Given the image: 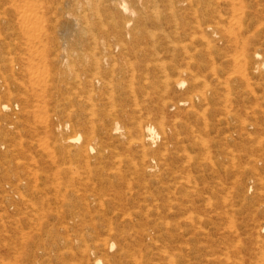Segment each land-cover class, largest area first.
Masks as SVG:
<instances>
[{"label": "bare ground", "instance_id": "bare-ground-1", "mask_svg": "<svg viewBox=\"0 0 264 264\" xmlns=\"http://www.w3.org/2000/svg\"><path fill=\"white\" fill-rule=\"evenodd\" d=\"M213 1L224 4L233 13H244V0H238V4L234 3L235 0L59 2L54 8L56 27L65 32L76 30L78 36L83 40H90V44L85 50L80 49L77 52L72 50L66 55L56 53L57 59L47 61L56 69L58 62L64 61L66 71L64 75L59 76L66 79L68 103L76 98L78 103L90 109L86 117L89 120L87 124H84L79 115L70 108L65 112L68 122L71 120L73 123L58 125L55 129L57 134L66 136L62 142H55L56 145L52 149L48 148L47 142L37 144L38 151L50 158L51 165H57V155H62L63 158V154L69 151L67 149L80 140V135L70 136L68 132L75 127H82L84 140L78 149L85 155L84 161L89 174L92 173L90 167H94V182L103 180L104 168L97 165L102 164L105 158L110 160L113 151L124 148L125 145L128 150L134 148L138 161L130 160L126 171L120 170L126 162L119 161L114 170L106 175L107 180L121 179L126 176V172L133 169L140 178L146 174L155 175L168 171V168L163 166L168 165V143L174 135L167 131L163 116L155 117L166 108L182 109L179 103L170 104L168 101H172V92L176 93L185 82L188 83V88L184 91L186 102L189 104L188 114L193 112L196 114L194 104L205 101L209 93L216 91L198 77V72L208 66L209 58L188 43H175L173 38L162 34V30L159 35L153 33L150 37L168 41L171 45L164 53L170 57L160 55L161 50L154 46L149 48L130 46L125 43L124 37H127L130 30L139 26L135 20L143 18V15L150 18L156 27H161L162 13L168 15L175 34L179 35L177 31L179 22L183 21V15L179 11L185 10V14L192 17L191 26L194 29L199 28V31L204 33L201 41L204 39L205 45L209 47L206 33L210 27L207 26V30L200 27L204 24V17L212 15L209 5ZM44 3L46 4L40 0L36 3L27 2L23 6L21 16L29 20L34 19L26 26L27 32L33 29L41 31L46 21L38 15V11L43 9ZM142 3L146 4L144 8ZM237 6L239 8H236ZM66 7L70 9L62 12ZM208 7L209 9H206ZM47 8L46 11L51 10V6L47 5ZM57 12L59 14H56ZM234 23L236 31H230L231 38L240 36L243 27L242 23ZM191 26L188 24V29L192 28ZM109 31L115 34L112 39L109 38ZM247 48V43L244 42L241 45L239 63L254 75V71L259 67L248 66ZM73 55L78 58H73ZM49 57L48 48L42 47L43 61ZM253 57L259 58V52L255 50ZM179 58L182 62L180 65ZM82 71L87 73L85 86L93 93L91 91L88 96L79 100L80 95L76 90L83 86L80 78ZM44 72L35 70L30 73L33 79L41 83L36 85L40 92L36 91L38 88H34L33 92L42 96L46 95L47 89L48 72H45L46 78ZM212 75L217 84L225 88V82L218 79L215 71ZM27 102L28 99L25 103ZM11 104L0 101V108L4 111L10 110ZM204 106L206 107H201L202 114H196L200 119L198 118L196 134L193 136L194 155L183 153L182 157L190 166L192 165L194 174L192 176L194 217L189 223L193 229V236L191 240L182 242L184 247L179 248L177 253L161 252L162 259L166 258L171 264H264V106L244 111H216L213 113L216 115H212L210 120L205 117L208 106ZM41 108L44 109L41 106L38 111ZM201 124L203 127L200 129ZM180 125V122L173 124L174 127ZM159 137L162 138L160 145L152 150L151 145L155 144ZM113 141L120 145L111 149ZM162 169L163 172H159ZM68 172L59 171L51 176L54 190H60L62 179L60 174L66 175ZM126 183L129 189H132L133 183L129 180ZM110 188H115L114 194L118 196V187L113 182ZM145 194L146 190L140 194L143 195V200L146 198ZM255 198L258 200L254 204ZM97 199L100 204H105L108 200L113 201L114 197L104 201L103 197L98 195ZM202 205L205 207L204 214L201 212ZM245 206H251L249 208L253 209L248 208L244 214L241 209ZM238 216L242 217L237 218ZM202 217L205 218L204 221L201 220ZM242 223H246L244 229ZM24 226L28 230L29 239L26 241L25 237L21 254H11L7 248L8 244H1L0 264H112L115 260L109 253L112 244L109 245L108 240L98 234L89 237L88 240L83 238L82 245L75 248L71 236L62 235L64 227L60 223L27 221ZM89 240L92 243L87 245Z\"/></svg>", "mask_w": 264, "mask_h": 264}, {"label": "rangeland", "instance_id": "rangeland-1", "mask_svg": "<svg viewBox=\"0 0 264 264\" xmlns=\"http://www.w3.org/2000/svg\"><path fill=\"white\" fill-rule=\"evenodd\" d=\"M37 1L40 0H0V101L12 103L10 110L0 108V247L2 248L1 244H8L11 254H21L25 237L26 241L29 239L25 223L50 221L63 225L62 235L71 236L75 248L82 245L83 238L88 240L95 234L108 240L109 245L112 244L109 253L115 258L112 264H171L166 258L162 259L161 252L175 254L179 248L184 247L182 242L191 240L193 236L189 223L194 217V174L192 165L182 157L183 153L194 155L193 136L200 119L196 114H202L201 107L205 108L204 105L208 106L205 115L207 120L216 115L213 114L216 111H244L264 106V0H244V13L239 14L231 12L224 4L213 1L209 5L210 9L206 8L212 15L205 16L204 24H207L200 27L205 30L208 29L207 26L210 27L206 33L209 47L205 45L204 39L201 41L204 33L191 26L192 17L185 14V10L179 11L183 15V21L179 22L177 30L179 35L175 34L171 19L166 13L161 14V27H156L145 15L135 20L139 26L124 37L126 44L141 48L154 46L161 50L160 55L170 57L164 50L171 44L159 37H150L153 33L159 35L160 30L170 39L173 38L175 43L190 44L209 58L208 66L198 72V77L216 91L209 93L205 101L194 104L196 114H188L189 104L184 93L188 83L185 82L176 93L172 92V101H168L170 104L179 103L182 109L166 108L155 117L163 116L167 131L174 135L168 143V165L163 166L168 171L163 172L162 169L159 172L164 174H146L140 178L133 169L121 179L107 180L106 175L114 170L119 161L126 162L121 166L122 171H126L130 160L138 161L134 148L128 150L125 145L124 148L114 150L110 160L105 158L102 164L97 165L104 168L103 180L95 182L94 167H90L92 173L89 174L84 161L85 155L78 149L84 140L82 127H75L68 132L70 136L80 135V140L70 144L67 149L69 154L64 153L63 158L62 155H57V165H51L50 158L37 148V144L47 142L48 148L52 149L55 142L65 139L66 135L57 134L55 129L59 124L73 123L71 120L68 122L65 114L69 108L79 115L84 124L89 121L86 117L90 109L78 103L76 98L68 103L66 79L59 76L66 71L64 61L58 62L57 69L47 61L57 59L56 53L66 55L72 50H85L90 40L81 39L76 30L65 32L56 27L54 8L61 0H41L46 4L42 5L43 9L38 11V15L46 22L41 31L33 29L27 32L26 26L34 19L22 17L20 12L27 2ZM238 2L234 1L235 4ZM142 4L144 8L146 4ZM47 5L51 6L50 11H46ZM69 9L66 7L62 12ZM234 22L242 23L243 27L240 36L231 38L230 31H236ZM188 24L192 28L188 29ZM114 35V32L109 31L110 39ZM244 42L248 46V66L259 67L254 75L239 63L241 45ZM42 47L48 48L50 52L46 61L42 59ZM255 50L259 52V58L253 57ZM73 58L78 56L73 55ZM178 63L182 64L180 58ZM212 69L218 79L225 82V88L213 79ZM35 70L48 72V76L44 72L45 78L47 76L45 96L33 92L34 88H38L36 91L39 93L40 88L36 85L41 84L30 76ZM80 74L83 88L78 87L76 92L80 95L79 100H82L92 90L85 86L87 73L82 71ZM27 99L28 102L25 103ZM41 106L44 107V112L42 108L38 111ZM175 122H180L181 125L174 127ZM202 127L201 124L200 129ZM161 140L159 137L150 148L155 150ZM117 145L120 144L113 141L111 149ZM92 155L93 153L90 154ZM59 171L69 172L66 175L60 174L61 186L57 191L54 190L51 176ZM127 180L133 183L132 189H129ZM112 182L118 187V196L114 194L115 188H110ZM145 190L147 194L143 200V195L140 194ZM98 195L104 201L113 197L114 200L100 204ZM257 200L255 198L253 203H257ZM249 207L245 206L241 209L242 212L246 214ZM204 211L205 207L202 205V214ZM204 219L202 217L201 220ZM245 224L242 223L243 229ZM91 243L90 240L87 241V245Z\"/></svg>", "mask_w": 264, "mask_h": 264}]
</instances>
